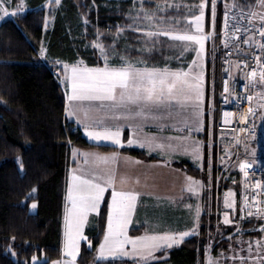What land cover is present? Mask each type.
<instances>
[{"label":"trees","instance_id":"trees-1","mask_svg":"<svg viewBox=\"0 0 264 264\" xmlns=\"http://www.w3.org/2000/svg\"><path fill=\"white\" fill-rule=\"evenodd\" d=\"M169 1L143 0L147 10H155L157 4H168ZM179 1L184 6V2L193 0ZM255 1L237 0L235 5L251 6ZM8 2L14 6L21 0ZM22 3L27 6L26 11L0 23V264H32V257L37 254L46 256V260L39 264H50L62 257L64 199L74 147L103 151L117 149L89 142L80 127L67 118L66 92L57 61L75 63L83 60L90 67L102 65L99 51L91 46L97 39V32L103 33V43L114 62L120 56H126L133 61L141 58L149 66L160 67L173 60L171 66L178 68V62L186 58L180 53V45L163 37L160 47L156 45L150 54L140 51L143 47L141 34L127 27L133 23L140 24L142 19H136V8L140 7L137 0H62L60 6L51 12H47L46 0H22ZM222 3L219 1L217 18L219 52L212 74L216 80L213 83L216 94L222 89L224 45L221 22L225 11ZM168 14L177 21L176 28H185L184 12L175 8ZM121 27L125 30L113 50L112 37ZM41 47L46 49L44 57L39 55ZM210 67L209 62L207 94L211 89ZM207 120L212 125L208 117ZM217 123H213L214 131ZM213 145L217 147V133ZM122 150L146 157L145 151L140 149ZM176 164L186 166L190 173H197L196 167L185 159ZM214 171L218 174L215 164ZM236 182L233 178L232 183ZM212 184V191H216V179ZM220 187L229 186L221 183ZM33 202L38 204L35 212L30 211ZM207 216L218 229L215 214L206 211L197 235L164 252L163 255H169L167 264H204L203 255L209 241ZM236 221L242 226H250L248 228L256 224L253 219L240 222L237 218ZM105 228L103 204L99 214L92 217L86 226L92 247L83 242L80 264H89L95 258L94 253ZM102 263L135 264V261L115 259Z\"/></svg>","mask_w":264,"mask_h":264},{"label":"snow or ice","instance_id":"snow-or-ice-1","mask_svg":"<svg viewBox=\"0 0 264 264\" xmlns=\"http://www.w3.org/2000/svg\"><path fill=\"white\" fill-rule=\"evenodd\" d=\"M61 0H46V6L53 4L59 5ZM169 7L176 5L157 4L155 11H147L144 8L143 0H140V9L137 12L136 19L142 18L147 23L140 25L133 23L127 27L132 28L136 33L141 34L140 43L143 47L142 53H151L158 43H162L161 38H168L172 42H180L184 45L182 50H187L189 46H194L195 59L185 68L172 69L167 66L156 67L149 66L145 60L137 59L135 61L120 56L118 61L110 59V53L103 43V33L97 32V37L91 46L98 50L102 57V66H88L83 60L73 64L62 63L60 73L63 82L66 85L67 100L69 102L66 109L68 118H75V122L83 125L84 133L93 141H108L112 145L124 148L127 146H139L147 148L149 154L157 152L167 161L173 157L178 150L185 153L189 151L198 158L200 157L199 142L191 144L175 143L173 137H161L157 133L145 134L142 138L137 135L142 131L147 123L155 124L158 133H162L167 127L165 120L171 118L174 113L183 111L186 107L195 104L197 117L199 115V102L204 96V59L206 56V42L210 35L218 39L215 33L216 21V0H200L196 5L188 6L189 12L195 8L198 14H190L185 17L189 24L188 30L178 31L175 27L177 21H166L159 13L166 12ZM232 7H236L235 4ZM257 7L260 11L249 9L246 16L249 26L244 29L245 38L243 44L249 47H255L260 50L261 55L254 52L250 55L256 62V67L252 68L247 77L252 82H258L264 85V0H258ZM228 5L225 4L223 17L224 47H229V13ZM24 10V4H17L10 13L5 0H0V21L4 20L9 14L15 16ZM206 10H209L207 17L208 25L211 29L206 32ZM240 15L244 16V9H240ZM235 19V16L233 17ZM259 21L258 26L254 21ZM85 24L88 23L85 18ZM124 28H118L115 36L112 37V48L115 49V43ZM241 28L233 26L231 37L235 42L240 41L239 33ZM259 40H256V37ZM238 47V44H237ZM239 50V47H238ZM46 49L41 47L39 55L44 57ZM199 61V63H198ZM224 93H228L229 87L227 81L224 84ZM260 108H264V92L258 93ZM224 102L228 98L225 96ZM247 100H253L252 95L247 96ZM233 113L225 112V123L229 122V117ZM255 115V109L248 107L246 113L240 116V123L247 124L249 117ZM185 127L191 131V126L182 121ZM197 126L199 120L196 121ZM131 130L130 136L124 135V128ZM241 133L247 131L246 128L239 129ZM180 140H184L183 137ZM239 143V141H237ZM83 156L85 162H91L89 168H72L70 170V182L67 187L66 206L64 216V256L62 260L51 261V264H77V256L80 253V242L86 241L89 248L92 247V241L85 234V227L89 223L91 214H99L101 205H105L106 211V231L103 233V239L99 242L97 248L98 258L107 260L117 257H132L135 264H160L157 253L161 255L173 246L184 242L185 237L197 235L200 226L201 208L188 205L193 212L192 225L184 231H157L145 232L142 235H129V226L133 223V215L137 208V203L141 197V191L131 188V177L125 171L118 172L116 165L122 160L127 162L128 157H123L118 151L110 153L83 152L73 149L72 156ZM139 164L141 161H134ZM22 167V164H21ZM239 167L244 171L247 177V168L251 167L247 160L240 163ZM207 179V178H206ZM187 192L193 195H199L205 188L203 181H196L192 177H186ZM135 184L139 185L137 178ZM148 185L145 184V187ZM247 188L248 185L245 184ZM254 187L257 190L264 191V182L256 180ZM35 189H33V192ZM260 191L253 193L251 201L245 197L244 203L247 206L252 204L257 211H248V216L264 214V209L259 207L264 204L260 199ZM109 193L110 203L105 202V194ZM234 193H227L224 204L226 208L235 207ZM36 203H32V208H36ZM224 224H231L229 212H223ZM260 231L264 232V223L261 224ZM14 239V237H13ZM247 248L241 246V251H246V255L237 256L234 254L231 259L239 261V264H264V238L255 241H248ZM210 247V246H209ZM227 259V258H225ZM32 264H38L36 256L32 257ZM207 264H220V261L209 252Z\"/></svg>","mask_w":264,"mask_h":264},{"label":"crops","instance_id":"crops-1","mask_svg":"<svg viewBox=\"0 0 264 264\" xmlns=\"http://www.w3.org/2000/svg\"><path fill=\"white\" fill-rule=\"evenodd\" d=\"M207 95V93H206ZM206 112L204 117L206 119L202 121L200 118L199 128H193V115H192V105L191 107H186L185 110L181 111L180 117L179 112L174 113V115L165 120L163 123L167 125L162 133L157 132L155 124L147 123L143 127L142 131L137 133L141 138L145 134L157 133L159 136L163 137H173L175 143L178 144H191L192 142H199L200 146V157L199 159L194 157L191 152L185 153L181 150H178L177 153L171 157L169 160L165 161L164 157L157 153L153 152L149 154L147 148H141L139 146H127L126 149H140L145 151L146 157H139L131 154L129 151L122 150L118 146L112 145L111 142H107V145L117 147V149L106 151L110 153L113 151H118L122 154L123 157L130 158L129 161H121L116 167L118 172L123 173L127 172L128 175L132 178L130 182V187L133 189L138 188L141 191V197L137 203L136 211L133 215V223L129 226V235L142 234L145 232H157V231H184L188 230L192 225L193 212L189 209L188 205H193L194 207L198 206L201 208L200 216V227L203 222V217L206 214V211L210 214H214L213 211H216V219L218 221V229L228 226H238L241 225L237 222L238 208L240 204V196L237 192V196L234 200L235 207L233 209L226 208L224 200L226 197L225 189H221L220 183L217 184L216 191L209 190L211 170L214 169L215 162L212 161V158H209V155L212 152V143L215 138V132L213 133V123H208V101L207 97L205 99ZM190 111V115L188 112ZM184 112L186 113L185 119L191 126V131L185 127L182 123L181 117H184ZM207 113V116H206ZM182 115V116H181ZM209 125H208V124ZM126 131V132H125ZM131 131L129 128H124V135L130 136ZM183 137L184 140H180ZM98 144V143H95ZM185 159L190 162L193 166L196 167L197 173H190L186 166L177 165L176 163ZM134 161H141V163L136 164ZM208 173L204 174L205 171ZM202 173V174H201ZM217 176V174H216ZM186 177H192L196 181H203L205 183V188L201 190L199 195H193L186 190V184L188 183ZM140 180V184L136 185L135 180ZM207 178V179H206ZM216 179V178H214ZM217 180V179H216ZM145 184L148 186L145 187ZM211 184V183H210ZM222 190V191H220ZM213 194L212 202H215V207L213 209H208V192ZM217 192V193H216ZM229 199H232L229 197ZM110 203V197H109ZM220 206V208H219ZM229 212V218L232 220L231 224H224L223 212ZM164 217L166 219L164 220ZM92 219V217L89 219ZM87 226V225H86ZM133 230H136L133 232ZM106 231V228H105ZM253 233V231L250 229ZM260 235L259 232L253 233V235ZM193 235L185 237L184 242L191 238ZM264 236V232H263ZM103 239V237H102ZM179 245L173 246H181ZM172 247V248H173ZM159 258L161 264H167L169 255H159L156 254ZM155 262V261H154ZM157 263V262H156Z\"/></svg>","mask_w":264,"mask_h":264},{"label":"rangeland","instance_id":"rangeland-1","mask_svg":"<svg viewBox=\"0 0 264 264\" xmlns=\"http://www.w3.org/2000/svg\"><path fill=\"white\" fill-rule=\"evenodd\" d=\"M219 1L223 2L222 5H223V9H225V4L228 5V8H230L233 4H236L237 3V0H216V21H215V33H216V36L219 37V32H218V21H217V18L219 19L218 17V4H219ZM62 2V0H61ZM137 2H140V0H137ZM200 2V0H193V1H189V2H184V6H181V4H183V2L179 1V0H170L168 5H176V7H169L166 12H162V13H159L158 15L160 16H163L165 18L166 21H171L173 20V17H169V14L168 12L173 10V9H177L179 12H184V16H182V18L184 19L185 17H188L191 13L189 12V7L188 6H192V5H196ZM5 4L9 7V12L11 13L15 6L17 4H14V6L10 5V2H8V0H5ZM24 4V3H23ZM59 7V5H55L53 4L51 7H48L47 6V12H51L53 10V8L55 7ZM227 8V9H228ZM139 8H136V14L137 15V10H139ZM27 10V6L24 4V10L23 11H26ZM147 10V9H146ZM226 10V9H225ZM147 11H155V10H147ZM192 12L193 14H198V11L193 8L192 9ZM186 14H188L186 16ZM209 15V10H206V32H210L211 29L208 25V22H207V17ZM13 15L9 14L6 18L8 17H12ZM50 19H48V22H49ZM3 21V20H2ZM0 21V23L2 22ZM185 22V28H176L174 25H169V26H173L175 27L178 31H185V30H188L189 28V24ZM140 25H144L145 23H147L146 21H144L143 19H141V21L139 22ZM175 45L177 44L178 46L180 45V53L183 55V57H185L186 59H182L178 62L179 65H176L178 68H185V70L187 69V66L191 63L192 59H195V51L193 50V47L194 46H189L187 48V50H182L184 48V45L180 42H173ZM220 41H219V38L218 39H214L211 35L209 37V40L206 42V56H205V59H204V76H205V81H204V96H203V100L199 102V115L197 117V114H196V109H195V104L193 103L192 104V115H193V128L197 129L199 128L200 126H202V124H200V118L202 119V121L205 120L206 122V119L204 117V114L206 112V105H205V99L207 97V101H208V118L210 121H212V123H214L215 121H220V118H221V112H220V103H221V98H222V90H220V92L218 94H216L215 92V89H214V85L213 83L216 82V80L214 81V76H212V74L214 75V67H215V58L216 56L218 55V52H219V49H218V45H219ZM160 44L161 43H158L157 44V48L160 47ZM141 59V58H140ZM142 60V59H141ZM173 60H168V64H165V65H162L160 67H164V66H167L169 68H172V69H176V68H173L171 66V63H172ZM211 63V89H210V92L206 95L207 93V74H208V63ZM63 63H68V64H73V63H70V62H63ZM76 63V62H75ZM199 63V61H198ZM102 66V65H101ZM61 82H62V85L65 89V92H66V109L68 107V100H67V91H66V85L65 83L63 82V77L61 75ZM185 110V109H184ZM180 114H181V111H179V117H180ZM186 113L184 112V117H181V121H183L185 119V115ZM188 114L190 115V111L188 112ZM182 116V115H181ZM206 116H207V113H206ZM68 118V117H67ZM69 120L71 121H74L75 125L77 127H80V129L82 130V134L83 136L86 137V139L91 142V143H98V144H107L108 141H101V142H97V141H93L91 140L90 138H88L86 136V134L84 133V130H83V125L82 124H78L77 122H75V118H68ZM197 119L199 120V125L197 126L196 124V121ZM262 119L264 120V113L262 114ZM218 125V123H217ZM216 130H217V126H216V129L215 131L213 130V133L215 132V135H216ZM131 131V130H130ZM126 132V131H125ZM262 134H263V137H264V128L262 130ZM257 139H261V137H258ZM74 149H77L80 151V153H83V152H98V153H104L106 154V151H103L101 149H98V148H83V147H74ZM249 149V153L250 155L252 156L253 153H254V148L252 146H250V144L246 147L245 150ZM218 150H217V147L215 145H213L212 143V152L211 154L209 155V158L211 159L212 158V161L216 160L215 161V165L217 166L218 168V174L216 176V173H214V169L211 170V174L209 175L210 177V183L208 182V186H209V190L212 191V183L214 181V178H216V183H224L225 185H228L229 187L228 188H224L226 193H234V197H231L232 199L235 200L236 196H237V192L240 196L241 192H242V174L240 173V169H238V161H240L241 159H243L246 155L245 153H240L239 157H237V159L234 161V162H228V161H222V159L219 157V153H217ZM242 152V151H241ZM215 157V158H214ZM72 164H71V168H89L91 166V162H85V159L83 158V156H77L75 158V162H74V158L72 156ZM69 170V175H68V182H67V187H68V184L70 182V176H71V172ZM242 172V171H241ZM208 173V169L207 171L204 172V174H207ZM232 173L234 175H232ZM202 174V173H201ZM233 176V177H232ZM234 178V180H236L237 182L235 184L232 183V179ZM67 187H66V192H65V199H64V216H65V206H66V203H67V200H66V195H67ZM208 192L207 193V196L208 195H211L210 197L208 196V200H207V203H208V209H213L215 207V202L213 201L212 202V197H213V194L211 192ZM109 193H106L105 194V202H107V200H109ZM36 203V202H35ZM36 205H38L36 203ZM103 205V204H102ZM101 205V206H102ZM220 208V206H219ZM37 210V206L36 208H32V204L30 206V211L31 212H35ZM213 213L215 214L216 216V211H213ZM96 214H91L89 219L91 217H94ZM166 219V217H164V220ZM256 222L252 224V227L251 228H248L250 226L246 227L245 226H242V224H240L241 226L239 228H237L238 226H228V227H223L221 229H217L215 225H213L212 223H210V220H209V216H207V222H206V227H207V233L209 235V241H208V244H207V247H206V250L204 251V255H203V260H204V264H207V258H208V255H209V252L211 253V255L213 257H216L219 261H220V264H239V261H233L231 259V257L236 254L237 256L239 255H246V251H241V246L244 247V249L247 248V243L248 241H255L257 239H262L264 238L263 236V232L260 231V227H261V224H262V221L261 220H254ZM88 225V224H87ZM250 229L253 231V233H257L259 232L260 235H253V233L250 231ZM64 217H63V246H62V257L61 259L59 260H62L65 258L64 256ZM85 234H86V227H85ZM144 234V233H142ZM142 234H135V235H142ZM87 235V234H86ZM90 239V238H89ZM102 241V240H101ZM83 242H85V244L87 245V242L86 241H81L80 242V253L79 255L77 256V264H80V256H81V252H82V245H83ZM88 246V245H87ZM210 246V247H209ZM38 259V264L39 263H42L46 260V256L44 254L42 255H35ZM94 257L93 259H91L90 263L89 264H104L102 263V261H107V260H115V259H126V260H131L133 261L132 257H117L115 259H112V258H108L107 260H101L98 258V254H97V249L94 253ZM227 258V259H225ZM98 261H100V263H98ZM51 264V263H50Z\"/></svg>","mask_w":264,"mask_h":264},{"label":"built area","instance_id":"built-area-1","mask_svg":"<svg viewBox=\"0 0 264 264\" xmlns=\"http://www.w3.org/2000/svg\"><path fill=\"white\" fill-rule=\"evenodd\" d=\"M258 0H256L251 6L246 5H236V7H230L227 9L229 13V47L223 50L221 56L222 60V98L220 104L221 118L217 126V150L219 157L226 161H233L241 150H244L249 144L255 143V153L252 158H244L240 163L245 160L251 165L247 168L248 176L244 175V171L238 167L242 173V194L240 200V206L238 210V219L240 222H246L251 219L261 220L264 223V214H257L254 216H248V211L251 210L256 212L257 209L253 208L252 204L249 203L245 206L244 200L247 196L249 201L254 192L260 191L255 189L254 182L260 180L264 182V137L262 130L264 128V120L262 119V114L264 113V108H260L258 105L262 101L258 93L264 92V85L258 82H252L250 77H247V73L251 71L252 68L256 67V62L250 55L255 53L256 55H261L259 49L255 47H249L247 44H243V39L245 38L244 29L249 26V21L247 19V12L249 9L254 11H260L257 7ZM243 8L245 15H240V9ZM225 12V11H224ZM235 16V19L233 17ZM223 17L221 22V37L224 45V30H223ZM254 24L258 26L259 21H254ZM238 26L241 28L239 33L240 41L235 42L231 37L233 26ZM259 40V37H256ZM239 50H238V47ZM262 62H264V56H262ZM227 81L229 87V92L224 93V84ZM252 95L253 100L249 102L247 96ZM227 96V102H224V97ZM253 107L255 109V115L250 116L248 123H240V116L246 113L248 107ZM229 112L234 115L229 117V122L225 123L224 113ZM244 127L247 129L246 132L241 133L239 129ZM261 137V139H257ZM239 141V143L237 142ZM240 165V164H239ZM245 184L248 187H245ZM260 199L264 200V191H260ZM259 207L264 209V204H260Z\"/></svg>","mask_w":264,"mask_h":264}]
</instances>
